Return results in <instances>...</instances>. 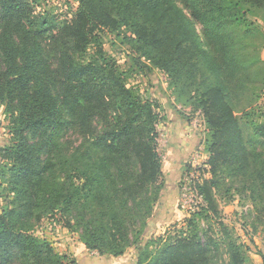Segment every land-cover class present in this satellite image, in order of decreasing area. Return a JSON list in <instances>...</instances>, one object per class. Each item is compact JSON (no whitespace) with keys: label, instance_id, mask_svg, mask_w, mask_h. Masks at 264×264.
Masks as SVG:
<instances>
[{"label":"trees","instance_id":"obj_1","mask_svg":"<svg viewBox=\"0 0 264 264\" xmlns=\"http://www.w3.org/2000/svg\"><path fill=\"white\" fill-rule=\"evenodd\" d=\"M35 1L0 0V100L12 133L0 147V194L13 196L0 210V264H77L25 229L38 208L58 210L103 256L136 247L135 264H248L217 195L244 189L264 204V117L253 103L264 60L247 53L264 35V0H75L64 19L40 15ZM107 32L132 49L128 69L106 53ZM153 67L201 111L209 176L184 224L142 244L165 187L166 114L130 79Z\"/></svg>","mask_w":264,"mask_h":264},{"label":"rangeland","instance_id":"obj_2","mask_svg":"<svg viewBox=\"0 0 264 264\" xmlns=\"http://www.w3.org/2000/svg\"><path fill=\"white\" fill-rule=\"evenodd\" d=\"M35 3L40 15L50 14L60 19L72 15L78 6L75 0H36ZM196 26L200 30V25ZM104 39L106 53L114 57L122 69H128L132 63V49L117 40L112 33H105ZM247 53L258 55L264 60V35L258 40L251 41ZM152 70L150 76L139 74L130 79V84L136 86L145 97L158 100L161 103L163 114H166V118L158 125L159 150L164 161L165 187L153 216L149 220L142 244H145L152 235L162 234L170 228L173 230L175 224H178L180 228L184 224L183 221L203 202L202 198L197 196V191L182 192L181 179L188 172L187 170L192 168V161L195 160L197 164H200L197 165V167L201 166L199 175L209 176V173L203 172L205 168L203 164L208 159V153L205 151L204 144L207 130L201 111L195 110L186 100L177 97L169 87L168 78L164 72L154 67ZM261 93L262 96L257 102L253 100L254 107L259 112L255 113L256 118L258 115L264 117V89ZM172 123L175 126L174 129H172ZM68 137L71 143L78 146L80 141L78 135L70 133ZM178 137L182 141V148L187 147L186 142L191 143L193 148L186 153L185 149L182 158L172 155L170 149V145L178 143ZM11 138V123L7 106L0 100V147L9 145ZM246 192L248 191L244 189L236 191L233 188L228 194L217 195L221 220L229 228H234L240 241L246 244L248 264H264V204L259 198ZM12 200L13 196L5 199L0 194V210L3 207H12ZM63 220L58 210L40 213L38 208L26 222L25 229L35 236L50 240L59 253L71 260H76L77 264H111L105 262L108 259L105 255L103 257L98 251L87 249L80 235L66 227ZM222 253L224 258L221 260H226L225 251L222 250ZM120 257H123L121 264L131 262L135 264L136 247L129 248Z\"/></svg>","mask_w":264,"mask_h":264},{"label":"built area","instance_id":"obj_3","mask_svg":"<svg viewBox=\"0 0 264 264\" xmlns=\"http://www.w3.org/2000/svg\"><path fill=\"white\" fill-rule=\"evenodd\" d=\"M206 162V161H205ZM204 162V166L205 168H208L207 165ZM198 162H196L195 160L192 161V168H190V170L183 176V178L181 179L182 182V192L185 193L187 190H190L191 192H193V190L196 192V183L198 180L201 179V175H199V171L201 170V166L197 167ZM203 168V169H205ZM197 196L203 198L197 191ZM203 200V199H202ZM203 203V202H202ZM200 203V204H202Z\"/></svg>","mask_w":264,"mask_h":264},{"label":"crops","instance_id":"obj_4","mask_svg":"<svg viewBox=\"0 0 264 264\" xmlns=\"http://www.w3.org/2000/svg\"><path fill=\"white\" fill-rule=\"evenodd\" d=\"M175 128V126H174V124L172 123V129H174ZM181 140H180V138L178 137V143L175 145V144H172V145H170V149H171V153H172V155H175V156H178L179 158H182V156H183V151L186 149V151H185V153L187 152V151H190V150H192L193 148H192V146H191V143H189V142H186L185 144H186V148H182L183 146L181 145ZM189 153V152H188ZM180 179H181V177H180ZM104 257V256H103ZM105 257L106 258H108L107 259V261H105V262H110L111 264H121L122 263V259H123V257H114V256H109V255H105ZM127 264V263H126ZM129 264H133V262H131V263H129Z\"/></svg>","mask_w":264,"mask_h":264}]
</instances>
